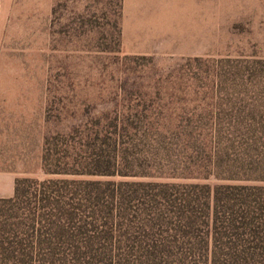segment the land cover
Returning a JSON list of instances; mask_svg holds the SVG:
<instances>
[{"label":"rangeland","instance_id":"obj_1","mask_svg":"<svg viewBox=\"0 0 264 264\" xmlns=\"http://www.w3.org/2000/svg\"><path fill=\"white\" fill-rule=\"evenodd\" d=\"M46 144L121 145L84 181L264 185V0H0V162L58 179Z\"/></svg>","mask_w":264,"mask_h":264},{"label":"trees","instance_id":"obj_2","mask_svg":"<svg viewBox=\"0 0 264 264\" xmlns=\"http://www.w3.org/2000/svg\"><path fill=\"white\" fill-rule=\"evenodd\" d=\"M49 145L43 170L59 178L0 199V264H264V185L84 181L130 177L121 145L57 159Z\"/></svg>","mask_w":264,"mask_h":264},{"label":"crops","instance_id":"obj_3","mask_svg":"<svg viewBox=\"0 0 264 264\" xmlns=\"http://www.w3.org/2000/svg\"><path fill=\"white\" fill-rule=\"evenodd\" d=\"M13 149L10 151V158H6V163L0 162V199L11 198L15 194V185L19 173H16L14 165Z\"/></svg>","mask_w":264,"mask_h":264}]
</instances>
